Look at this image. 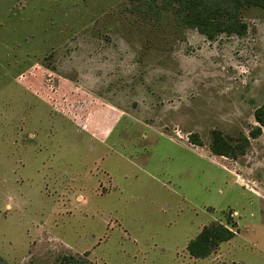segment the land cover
<instances>
[{
    "label": "rangeland",
    "instance_id": "1",
    "mask_svg": "<svg viewBox=\"0 0 264 264\" xmlns=\"http://www.w3.org/2000/svg\"><path fill=\"white\" fill-rule=\"evenodd\" d=\"M165 1L0 0V264H264V0L212 39Z\"/></svg>",
    "mask_w": 264,
    "mask_h": 264
},
{
    "label": "trees",
    "instance_id": "2",
    "mask_svg": "<svg viewBox=\"0 0 264 264\" xmlns=\"http://www.w3.org/2000/svg\"><path fill=\"white\" fill-rule=\"evenodd\" d=\"M165 1V0H164ZM257 0H167L164 8H170L179 23L188 28H195L208 39L215 33L230 32L233 27L240 25L236 16L245 7L255 5ZM225 17H230L226 22ZM255 122L264 124V104L254 113ZM226 144L219 134H215L212 153L216 156L225 155ZM231 233L222 228L211 226L204 228L201 233L189 243L187 250L194 257H204L209 249L217 242L228 240Z\"/></svg>",
    "mask_w": 264,
    "mask_h": 264
},
{
    "label": "crops",
    "instance_id": "3",
    "mask_svg": "<svg viewBox=\"0 0 264 264\" xmlns=\"http://www.w3.org/2000/svg\"><path fill=\"white\" fill-rule=\"evenodd\" d=\"M113 159L115 161L121 163V164H130V165H132V161H130L129 159H127L125 156L117 155ZM112 177H114V173L112 174ZM123 177L125 178V176H123ZM116 181H117V179H116ZM146 182L149 184V186L146 187V190H153L154 185H157V186L160 185L159 179H157L156 175H153V174L148 175V178L146 179ZM113 186L116 188V187H119L120 185L114 183ZM119 189L122 190V191H125L126 190L125 187L122 186V185L120 186Z\"/></svg>",
    "mask_w": 264,
    "mask_h": 264
}]
</instances>
